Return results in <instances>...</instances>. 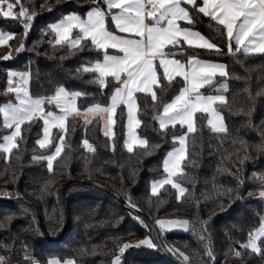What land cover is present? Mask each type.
Wrapping results in <instances>:
<instances>
[{
	"label": "trees",
	"instance_id": "16d2710c",
	"mask_svg": "<svg viewBox=\"0 0 264 264\" xmlns=\"http://www.w3.org/2000/svg\"><path fill=\"white\" fill-rule=\"evenodd\" d=\"M22 3L33 16L27 35L19 21L0 17V31L16 34L0 46V57L11 53L8 60L0 58V107L14 102V95L6 91L9 71L30 72L29 91L33 98L46 99L63 86L70 93H81L76 99L80 112L96 104L107 106L114 85L101 90L90 82L95 74L83 72L84 67L101 60L102 53L95 51L90 41L82 42L84 51L70 50L66 44L55 45V35L49 29L65 14L83 16L96 7L92 0H22ZM99 6L105 10L101 0ZM192 14L195 23L181 25L204 35L222 54L187 45H183L182 54L178 49L165 50L177 52L175 58L185 63L190 56L224 63L228 75L216 76L214 83L200 92L212 94L216 83L225 82L227 91L223 95L227 103L214 107L227 132H211L205 115L195 114L196 130L186 138L182 175L173 178L187 189L184 196L178 199L170 185L161 187L155 196L149 191L152 182L164 177L162 160L176 144L172 137L186 133L178 125L161 131L154 118L160 114L163 103L170 102L184 85L181 77H175L169 84L159 69L160 87L153 89L158 96L155 106L150 95L136 94V118L141 121L136 134L148 141L147 147H137L132 152L124 150L122 106L113 116L110 138L102 136L97 119L85 124L75 115L68 117L63 133L53 131L49 147L40 148L37 141L42 122L26 123L22 126L19 147L11 154L0 153V198L32 203L47 236L56 238L62 228L56 198L58 187L68 178L91 181L116 192L124 203L154 224L166 251L182 264H264V254L241 247L264 217V198L259 196L264 188L260 180L264 176V55L229 53L226 37L221 34L222 26L202 14ZM106 24L111 30L109 17ZM76 34L73 30L72 35ZM21 45L22 49L17 51ZM44 107L46 111L53 110L51 105ZM10 130L3 127L0 113V140ZM61 136L63 150L50 173L44 158ZM85 139L94 151L83 146ZM62 199L67 228L55 242L44 240L30 207L0 202V256L6 258V264H48L53 259L61 264L67 260L75 264H112L123 244L142 239L154 243L145 224L103 191L72 183L63 189ZM158 220H187L188 230L161 231L156 226ZM206 246L213 253L211 259L206 255ZM261 247L264 251V243ZM237 251L241 256L235 255ZM180 253L189 259L185 261ZM121 264L173 263L157 247L141 245L126 249Z\"/></svg>",
	"mask_w": 264,
	"mask_h": 264
},
{
	"label": "snow or ice",
	"instance_id": "6c2138e0",
	"mask_svg": "<svg viewBox=\"0 0 264 264\" xmlns=\"http://www.w3.org/2000/svg\"><path fill=\"white\" fill-rule=\"evenodd\" d=\"M92 2L96 7L86 13L87 19H81L78 14H69L60 22L50 25L49 29L55 33V45L66 44L70 50L84 51L82 42L90 41L94 50L102 53V60L84 67L83 72L95 74L90 82L96 83L101 90L107 88L109 84L114 85L109 97V105L96 104L87 108L85 113L108 116L105 121V136L110 135L111 126L115 123L112 116L123 105L127 109L128 140L125 141L127 151L132 152L134 144L147 147L148 141L139 138L134 130L141 123L136 119L138 110L136 94L150 95L155 106L158 96L153 89L154 86L160 87L159 69H162V76L169 84L175 77H181L184 81L180 93L171 102L163 103L162 112L154 117L161 131L167 130L169 126L174 129L177 124L181 128L187 126L186 133L172 137L173 143H178L179 147L170 151L163 161V170L167 173V177L152 185V195L155 196L158 195L159 188L170 184L179 193V199L180 196H184L187 189L174 182L173 177L182 175V162L186 159V138L196 130L195 114L197 112L208 114L207 123L212 132H227L222 116L214 107L217 104L225 105L227 103L225 96L222 94L206 96L200 90L205 85H212L217 75L225 77L228 73L224 65L200 61L191 56L185 64L174 58L177 52L165 49H178L182 54L183 45H187L189 48H204L222 54V50L216 44L199 32L183 27L179 23L183 21L188 25L194 24L192 13L195 12L222 26L221 34L226 37L229 53L233 52L234 42L235 52L242 51L245 55H264V0H201V3L197 0H103L108 10L107 14L99 6V0ZM108 16L116 31L128 36L117 35L110 30L106 24ZM0 17L19 21L24 26L25 35L33 18L23 6L22 0H0ZM146 20L150 22L146 23ZM74 29L78 31L73 38ZM15 35L0 31V46L6 45ZM22 47L21 45L17 51ZM109 49L115 50L117 54H109ZM0 58L8 60L11 58V53ZM156 61L158 64L155 63ZM8 75L9 86L6 91L14 93L18 103L15 106L9 103L0 107L3 127L12 130L10 134L3 136L0 153L11 154L17 149L18 140L23 139L22 126L26 123L31 125L36 120L43 121L44 125V136L37 143L40 148L49 147L51 128L64 130L68 117L73 113L80 114L76 99L81 93H70L63 86H59L54 95L46 99L33 98L29 91L30 72H10ZM220 87L227 91L225 84H221ZM45 104L55 105L62 114L56 115L53 111H46ZM63 141L64 137L61 136L60 144L56 146L54 153L46 157L50 173L53 171V162L61 155ZM83 146L90 152L94 151L86 139L83 141ZM113 150H115L114 145ZM247 158L245 156V159ZM260 180L264 182V176L260 177ZM259 196L264 198V188L259 191ZM157 223L162 231L172 228H182L187 231L189 226L187 220H158ZM203 239L204 237L201 236V240ZM258 242L264 243V217L261 218L260 226L250 233L247 243L242 244L241 247L250 249L252 253L264 254L261 243ZM141 245L148 248L157 247L151 239L139 241L135 246ZM132 246L128 243L123 244L119 248L120 255L115 257L112 264H121L124 251ZM180 255L185 261L189 259L183 253ZM206 255L210 259L213 257L208 246H206ZM235 255L239 257L241 253L237 251ZM0 264H6L5 257L0 256ZM49 264H61V261L53 259ZM63 264H75V261L67 260Z\"/></svg>",
	"mask_w": 264,
	"mask_h": 264
},
{
	"label": "water",
	"instance_id": "95a60500",
	"mask_svg": "<svg viewBox=\"0 0 264 264\" xmlns=\"http://www.w3.org/2000/svg\"><path fill=\"white\" fill-rule=\"evenodd\" d=\"M72 183L90 186V187L96 188V189L103 191V192L109 194L110 196H112L120 204L121 208L124 211H126L129 215H131L132 217H134L136 219L139 218L138 220L142 221L147 226V228L149 229V231L151 233V236H152L154 243L157 245L158 250L160 251V253L165 258H167L173 264H182L180 261L171 257L169 255V253L166 251L165 247L163 246V244L160 240V236H159L158 231H157L156 227L154 226V224H152L143 214H141L138 211L130 208L126 203H124L122 201V198L116 192H114L110 188L96 184L95 182L86 181V180L77 179V178H68L60 184V186L58 187V189L56 191V198H57V203L59 206V211H60V214L62 217V228H61V232H60L59 236L56 238H50L47 236V234L44 230V227L41 223L40 216L38 215V213H37V211H36V209L32 203H30L26 200H23V199H18V198H14V199L0 198V202H6V203H10V204L26 205V206L30 207L35 214V219H36V222L38 225V229L40 231V234L44 238V240L46 242H55V241H58L63 236V234L65 233L66 228H67V219H66V215H65V211H64V206H63L62 191L67 185L72 184Z\"/></svg>",
	"mask_w": 264,
	"mask_h": 264
},
{
	"label": "crops",
	"instance_id": "0c3cea01",
	"mask_svg": "<svg viewBox=\"0 0 264 264\" xmlns=\"http://www.w3.org/2000/svg\"><path fill=\"white\" fill-rule=\"evenodd\" d=\"M198 1V3H201V0H197ZM101 2L103 3V0H101ZM104 7H105V12H106V14H107V8H106V5H104ZM92 8H94V7H91L90 9H88L86 12H85V14L83 15V16H80L81 17V19H87V16H86V13L89 11V10H91ZM103 10V9H102ZM113 12H115V11H118V10H112ZM69 14H75V13H68V14H65L64 16H62L60 19H63L65 16H67V15H69ZM109 17V20H110V23H111V25H112V31L115 33V34H117V35H122V36H128V34H125V33H119L118 31H116V29H115V27H114V24L112 23V21H111V19H110V16H108ZM148 22H150V21H147L146 20V23H148ZM215 22V21H214ZM180 24L181 23H185V22H183V21H181V22H179ZM181 26H183V27H186V26H184V25H181ZM187 28H189V27H187ZM191 29V28H190ZM76 32L78 31V30H76V29H74ZM193 30V29H192ZM195 31V30H194ZM201 34V33H200ZM54 35H55V33H54ZM73 36V38L75 37L74 35H72ZM204 36V35H203ZM205 37V36H204ZM138 38V37H137ZM206 38V37H205ZM55 39H56V36H55ZM207 39V38H206ZM209 40V39H208ZM210 41V40H209ZM211 42V41H210ZM235 49V45H234V42H233V51H235L234 50ZM108 52H109V54H117V53H115V50H113V49H109L108 50ZM242 52V51H241ZM175 58V57H174ZM175 59H177V58H175ZM101 60H102V58H101ZM198 60H200V61H204V62H211V63H217V64H221V65H224V63H222V62H218V61H212V60H203V59H198ZM181 61V60H180ZM181 62H183V61H181ZM156 64H158V61H156L155 62ZM183 63H185V62H183ZM185 64H187V63H185ZM225 66V65H224ZM161 70V73H162V69H160ZM10 72H17V73H23V72H19V71H9L8 72V74L10 73ZM217 76H219V75H217ZM8 79H9V75H8ZM221 84H225V82H223V81H220V82H218V83H216L215 84V86H214V88H213V93L212 94H209V95H220V94H222L223 95V92H224V89L223 88H221L220 86H221ZM206 86V85H205ZM183 87H184V85H183ZM182 87V88H183ZM181 88V89H182ZM181 89H180V91H181ZM217 89H219V91H217ZM113 90V89H112ZM180 91H179V93H180ZM178 93V94H179ZM14 94V93H13ZM111 94H112V91H111V93H110V95H109V97L111 96ZM177 94V95H178ZM176 95V96H177ZM207 96V95H206ZM175 98V97H174ZM173 98V99H174ZM172 99V100H173ZM171 100V101H172ZM170 101V102H171ZM17 103V101L15 100V94H14V102L13 103H11L12 105H15ZM109 103H110V100H109V98H108V104L107 105H109ZM52 107H53V110H51V111H53L56 115L59 113V110L55 107V105H51ZM123 108H124V112H125V119H124V141H123V147H124V150L126 151V152H128L127 151V147L125 146V141L126 140H128V128H127V109H126V107L125 106H123V105H121ZM215 106V105H214ZM91 107V106H90ZM89 108V107H88ZM87 109V108H86ZM86 109L85 110H83V111H81L80 112V114H76V113H73L72 115H70V116H75V115H77V116H79L84 122H85V124H88V123H86V121H91V120H93V119H97L98 121H99V124H100V132H101V134H102V136H104V137H106V138H110L111 136H112V126H111V133H110V135L109 136H105V134H104V132H105V121L108 119V116L106 115V114H85L86 113ZM161 112H162V110H161ZM160 112V113H161ZM197 113H200V112H197ZM61 114V113H60ZM201 114H204L205 115V118H206V125H207V127L209 128V130L211 131V127L208 125V123H207V121H208V119H209V116H208V114L207 113H201ZM69 116V117H70ZM112 119H113V116H112ZM137 119V118H136ZM156 122H157V124H158V126H159V123H158V121L156 120ZM178 126H180L179 124H177ZM184 129H185V132H187V126H185L184 127ZM135 133H136V127H135ZM212 132V131H211ZM214 133V132H213ZM137 135V134H136ZM137 147H140L138 144H134L133 145V149L134 148H137ZM176 147H179V144L178 143H176L175 144V146L171 149V150H169L167 153H166V155L164 156V158H163V160H162V170H163V161L166 159V157H167V154L170 152V151H172V150H174V148H176ZM163 172H164V170H163ZM167 177V173H165L164 172V177L162 178V179H164V178H166ZM174 178V177H173ZM162 179H160V180H162ZM160 180H157V181H155V182H158V181H160ZM153 183L154 182H152L151 184H150V188H149V191H150V194H152V185H153ZM168 185H170V184H168ZM171 186V185H170ZM160 189V188H159ZM159 189H158V191H159ZM175 191H176V195H177V190L176 189H174ZM177 196H179V195H177ZM48 264H49V262H48Z\"/></svg>",
	"mask_w": 264,
	"mask_h": 264
},
{
	"label": "rangeland",
	"instance_id": "374dc122",
	"mask_svg": "<svg viewBox=\"0 0 264 264\" xmlns=\"http://www.w3.org/2000/svg\"><path fill=\"white\" fill-rule=\"evenodd\" d=\"M62 19H58V20H56V21H54L51 25H53V24H56V23H58V22H60ZM2 32H4V33H8V32H6V31H2ZM9 86V85H8ZM57 90V89H56ZM13 94V93H12ZM14 95V94H13ZM18 103V102H17ZM16 103V104H17ZM6 104H9V103H6ZM5 104V105H6ZM15 104V105H16ZM5 105H3V106H5ZM15 105H13V106H15ZM2 106V107H3ZM62 114V113H61ZM60 114V112L57 114V115H61ZM1 116H2V122H3V114L1 113ZM42 122V126H41V135H40V138L39 139H42L43 138V136H44V133H43V127H44V125H43V121H41ZM54 130H56V131H59V132H61V133H63V131L64 130H61V129H58V128H51V130H50V137H49V139L51 140V136H52V133H53V131ZM11 131L12 130H10V132L8 133V134H10L11 133ZM7 135V134H6ZM38 139V140H39ZM0 143H3V137L1 138V140H0ZM60 144V139H58V141L56 142V144L54 145V147H53V149H52V152L49 154V155H51V154H53L54 153V151H55V148H56V146L57 145H59ZM37 146L38 147H40L39 146V144L37 143ZM4 154V153H3ZM4 155H7V154H4ZM47 157V156H46ZM46 157L44 158V160H45V162H46V168H47V160H46ZM48 169V168H47ZM177 195H179V193L177 192ZM164 221H172V220H164ZM156 226H157V228H159L160 229V226H159V224L158 223H156ZM161 230V229H160ZM182 230H184V229H182V228H172L171 230H166V231H182ZM162 231V230H161ZM142 240H145V239H142ZM142 240H140V241H142ZM139 242V241H138ZM138 242H134V243H132L131 245H133V246H135L136 244H138ZM144 246V245H143ZM120 253H119V251H118V255H119ZM118 255H116V256H118ZM115 256V257H116ZM115 257L112 259V262H113V260L115 259Z\"/></svg>",
	"mask_w": 264,
	"mask_h": 264
}]
</instances>
